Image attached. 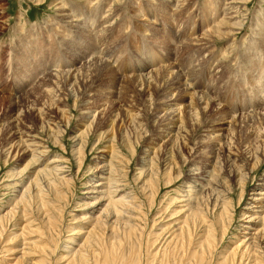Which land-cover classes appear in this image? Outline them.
<instances>
[{
  "label": "rangeland",
  "instance_id": "obj_1",
  "mask_svg": "<svg viewBox=\"0 0 264 264\" xmlns=\"http://www.w3.org/2000/svg\"><path fill=\"white\" fill-rule=\"evenodd\" d=\"M260 90L264 0H0V218L13 210L0 264L21 250L25 264H66L106 204L85 192L113 148L119 189L140 207L133 229L113 224L107 250L120 263H151L198 219L195 206L216 225L213 261L235 247L247 261L264 256ZM44 165L72 180H44L34 197ZM194 228L203 239L206 224ZM248 240L259 244L251 255Z\"/></svg>",
  "mask_w": 264,
  "mask_h": 264
},
{
  "label": "bare ground",
  "instance_id": "obj_2",
  "mask_svg": "<svg viewBox=\"0 0 264 264\" xmlns=\"http://www.w3.org/2000/svg\"><path fill=\"white\" fill-rule=\"evenodd\" d=\"M254 48H256V47H254ZM252 59H253V57H252ZM100 61L103 62V58ZM244 70H245V68H244ZM144 84L148 85L149 82L144 83L141 80L140 85H144ZM260 92L264 93L262 90H260ZM254 97H256V96H254ZM258 101H259L257 103L258 105H264V96L261 97ZM261 113H264V111H262ZM89 131H90L89 129L85 130V132L87 134H89ZM165 131H167V134L172 132L171 128L170 129L166 128ZM84 142H85V140L82 141L81 146L79 147L80 149L78 150V153L81 155H82V153H84L83 152L84 151L83 150L84 144H85ZM114 154L118 155L119 153L116 149L113 148V151L111 154V156H112L111 159L108 162H106L105 164H100L98 166V175H97L98 181H95V180L90 181L89 184L87 185L88 189L85 192L88 195V197H90V195H92V194H97L95 197L92 196L96 199L94 202H92L94 205H96V203H99V204H105L106 203V204L104 205L102 210H100V213L97 214L92 219L93 225H92L91 229H89V231L87 232L86 238L83 240L82 243H80L78 245V247H79L78 250L73 252V253H70L71 255L67 256L66 264H123V263H120L121 260H119V258L115 257L114 255H110L111 254L110 250H109L110 247L107 250L108 245L113 244L114 240H115L114 238H115L116 232L114 233V228H116V225L114 227L113 224H117L119 221L125 219L124 221L126 222V225H128L130 229H133L134 224L130 223V220L133 217H136L134 215V213H138L137 211L140 210V207L134 205L135 203L133 202L134 201L133 199L135 197L129 196V194H125L122 192L123 190L119 189V182L120 181L118 180V178H115L114 173L116 171H114L115 167L112 164L113 163L112 159H113V157H115ZM32 156H33L32 161L30 160L31 162L29 164H31V165H35L36 163L38 164L37 161H40V160H38L40 153H38L37 150H34ZM256 157H257V160H256L255 164H257V161L259 159V156H256ZM143 162L145 164H149L150 160H149V163L147 160H144ZM151 163H152V161H151ZM146 166H148V165H146ZM152 166L153 165L151 164V169H152ZM61 170H62V168H60L58 166H55V167L52 166V167L48 168L47 166L44 165V167H40L39 169L37 168L35 175H34V178L31 181V184L33 182L37 186V188H36L37 190L35 191L34 197H43L45 195L44 186H46V185L42 186L43 185L42 183L44 182V180L47 181L48 185L51 187L55 186L56 180H59V179H62L65 183L69 184L70 181L72 180V178H69L67 175L63 176V174H65V173L63 171L60 172ZM193 170H194V168H193ZM239 171L241 172V170H239ZM247 174H248V172H247ZM61 175H62V177L60 178L59 176H61ZM103 182H105V183H103ZM193 182L197 184L196 180H192V183ZM31 184L30 185L28 184V186H26V188H24L22 195L20 197L21 201H26V202H23L25 207H26V205H30L31 202L35 201L34 199H32V191L30 190ZM33 185L34 184H32V186ZM190 186H191V184H190ZM194 186H196V185H194ZM28 194H30V198H28ZM42 204L44 206L47 205V203L44 202V200L42 201ZM223 205H224V210L228 214L229 213V211H228L229 210L228 209L229 202H227L225 200ZM195 207H196V209L194 208L195 211L193 212V214L198 219H196V220L193 219L194 224L191 226V223H189L186 220L184 222V225L179 228V231L177 233H175V235L173 234L174 236L172 237V239H170L169 241L166 242V245L164 247L168 246L169 248L158 249V251H156L154 254L152 253L153 255H152L151 263H150V258L148 257L149 261H147V262L145 261L144 264H264V256L262 255L261 252H258L255 250V252H254L255 257H253L254 259L252 258L253 260L250 259L249 261H247L248 260L247 258H246L247 260H245V257H246L245 254L246 253L240 254V252H238L239 247H237V248L235 247L233 250H230L228 253H227V251H224L222 253L223 255L221 256V259H218V261H213V258L211 259L210 257H208V255L211 252H213V250L215 251V249H216V244H217V240H218L217 239L218 234H217L216 225L214 222L211 224H207L206 217H204V213L202 212V210H200L199 206H195ZM12 211L6 212L0 218V237L3 235L5 228H6L3 225V222L9 216L12 215ZM24 213H26V211ZM223 215H224V212L219 214L220 217ZM50 222H51L52 226L55 225L53 219H51ZM197 223H200L203 225L206 224V228H205V230L203 232V236H202L203 239L202 238L200 239V237H199V239H196L197 235H195L196 229L194 228V226H197ZM33 224H34V221H30L29 223L23 225V229H22L23 231L22 232L25 233V231L28 230V228H30L31 225H33ZM34 225H36V224H34ZM38 229H40V228H38ZM223 235H225V227L223 228V233H222L221 237ZM155 240H158V239H155ZM246 243H248L247 251H249L250 255H251V249H252L251 247H254V246L259 247V244H257L256 242H253V241L251 242V240L250 241L248 240V242H246ZM189 249H190V253H189ZM52 250L55 251V249H52ZM69 252H70V250H69ZM112 252H113V250H112ZM114 252H115V250H114ZM256 253H259V254H257L258 257L256 256ZM26 255H28V253H25V251L21 250V255L18 257H15L13 260L14 262L12 264H25V262L23 263L22 261L26 257ZM65 257H66V254L63 255L59 259L62 260ZM45 261H46V259L44 258L39 262V264H44ZM29 263H31V262H29ZM51 264H53V263H51Z\"/></svg>",
  "mask_w": 264,
  "mask_h": 264
}]
</instances>
